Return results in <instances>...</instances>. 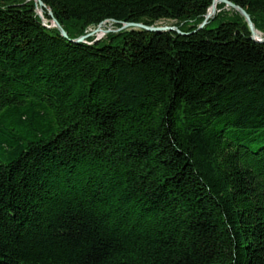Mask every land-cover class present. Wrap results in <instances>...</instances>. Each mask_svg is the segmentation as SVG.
<instances>
[{
    "label": "trees",
    "instance_id": "trees-1",
    "mask_svg": "<svg viewBox=\"0 0 264 264\" xmlns=\"http://www.w3.org/2000/svg\"><path fill=\"white\" fill-rule=\"evenodd\" d=\"M213 1L0 0V264H264V42Z\"/></svg>",
    "mask_w": 264,
    "mask_h": 264
},
{
    "label": "water",
    "instance_id": "water-1",
    "mask_svg": "<svg viewBox=\"0 0 264 264\" xmlns=\"http://www.w3.org/2000/svg\"><path fill=\"white\" fill-rule=\"evenodd\" d=\"M36 2L38 3L39 8H40V11L38 9V13L44 19L43 11H44V8L46 7L45 3L43 2V0H36ZM219 3H224L226 8H231V9H235V10L239 11L241 13V15H243L245 17V20L247 21V23L250 27V30L252 32L253 38L256 41L264 42V36L261 32H259L256 29L255 24H254V22L250 16V14L243 7L237 5V4H235L229 0H214L213 4L209 8V10L205 16L204 21L200 24L198 29L203 28L208 23L209 19L211 17H213V15L217 12V7H218ZM48 14L51 16V21H52L50 27H56L57 29H59V31L61 32V34L64 37L69 38L67 31L61 25V23L58 21V19L54 16V13L52 12V10H49ZM44 20L47 22L46 19H44ZM114 22H116V21L115 20L104 21V22L100 23L94 31H91V32L87 33L86 35H83V36L77 38L75 41H77V42L85 41L86 39L93 36L98 31H102L103 33H108L110 31H113V29H111V28L104 29L103 27L106 26L107 23L113 24ZM129 29H146L148 31H155V32L176 31V32L181 33V34H185V35L187 34V33L181 32L180 29L174 25H172V26H169V25H166V26H162V25L148 26L146 24L136 23V22H125V23H123V25L120 28H118L116 30L122 31V30H129ZM100 39H101V37L98 36V37H96L94 42H96Z\"/></svg>",
    "mask_w": 264,
    "mask_h": 264
},
{
    "label": "rangeland",
    "instance_id": "rangeland-1",
    "mask_svg": "<svg viewBox=\"0 0 264 264\" xmlns=\"http://www.w3.org/2000/svg\"><path fill=\"white\" fill-rule=\"evenodd\" d=\"M224 9H225V11H230V10H231V8H226V7H225ZM39 11H40V8H39ZM219 11H220V10H218V8H217V12H216L213 16H215ZM210 19H211V18H210ZM210 19H209V20H210ZM51 22H52V21H51ZM174 22H175V21H173V20H162V21H160V22L158 23V25H162V26H166V25L172 26V25H174V26H177ZM216 24H217V23H214L212 26H216ZM120 27H121V26L117 27V26H115L114 24L107 23L106 26H104L103 28H104V29H109V28H111V29H113V31H110V32H108V33H103L102 31H98V32H96L93 36H94V37H98V36H100L101 38H104V37L107 36V34H109V33H111V32H120L119 30H116V29H118V28H120ZM96 28H97V27H92V28H90V29H89V32L94 31ZM89 32H88V33H89Z\"/></svg>",
    "mask_w": 264,
    "mask_h": 264
}]
</instances>
